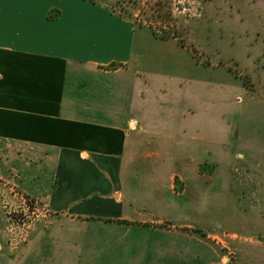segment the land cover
<instances>
[{"label": "crops", "instance_id": "1", "mask_svg": "<svg viewBox=\"0 0 264 264\" xmlns=\"http://www.w3.org/2000/svg\"><path fill=\"white\" fill-rule=\"evenodd\" d=\"M104 1L27 0L0 9V264H212L220 259L214 245L250 246L256 238L250 232L214 241L182 231L189 223L209 227L215 222L206 221L216 218L214 207H200L202 216L192 213L186 194L229 204L235 198L231 179L202 174L207 159L195 164L193 177L182 176L188 144L182 143V105L173 117L149 110L151 102H165L152 86L182 78V62L168 60L162 40ZM230 1L237 9L249 7L252 21L256 14L264 38V0ZM194 128L202 136L191 142L206 143L208 150L218 145L208 137L214 129ZM16 148L18 157L11 153ZM5 165L18 168L25 192L45 201L51 220L40 228L51 237L36 238L34 252L12 253L5 244ZM261 188L258 264H264ZM227 208L222 212L231 215L236 205ZM60 216L67 231L61 240ZM76 223L95 230L91 237L113 253L76 254ZM43 241L48 250L38 252Z\"/></svg>", "mask_w": 264, "mask_h": 264}, {"label": "rangeland", "instance_id": "2", "mask_svg": "<svg viewBox=\"0 0 264 264\" xmlns=\"http://www.w3.org/2000/svg\"><path fill=\"white\" fill-rule=\"evenodd\" d=\"M105 1L116 14L133 20L139 28H146L162 40L163 49L170 52L168 60L182 62V70L179 69L182 78L171 84L152 86L165 102H151L149 108L157 118L162 113L173 117L178 105H182V143H188L186 149H182V176L193 177L198 168L195 164L207 159L210 162L199 167L202 174L217 173L231 179L235 198L228 199L229 204H226L227 209L235 204V213L222 212L225 202L221 205L214 199L195 197L188 192L185 197L193 208L192 213L202 216L200 209L214 207L213 217L217 219L209 218L206 222H215L209 227L189 223L190 228L182 231L209 236L214 241H218L219 235L244 236L250 232L256 238L248 247L214 245L220 259L212 264H258L257 210L264 184L261 181L264 179V38L258 29L256 14L252 11L256 19L250 20L251 13L245 10L249 7L237 9L230 0ZM196 125L199 130L214 129L216 134L208 137H215L218 145L213 144L208 150L206 143L191 142L196 136H202L195 133ZM225 132L227 134H222ZM11 153L18 157V148ZM12 166H6L10 184L7 186L9 198L4 203V241L12 253H30L37 248L36 238L45 241L51 237L49 231L47 234L40 228L51 219L46 213L45 201L19 186L18 168ZM190 185L193 190V182ZM58 221L57 236L60 240L66 239L63 224L66 218L60 216ZM234 222L241 225L238 227ZM92 233L97 232L76 223L72 236L76 254L83 251L97 257L113 253L114 248L98 245V237H91ZM44 241L43 249L38 252H45ZM62 244L56 246L61 249ZM248 253L249 258L244 257Z\"/></svg>", "mask_w": 264, "mask_h": 264}, {"label": "snow or ice", "instance_id": "3", "mask_svg": "<svg viewBox=\"0 0 264 264\" xmlns=\"http://www.w3.org/2000/svg\"><path fill=\"white\" fill-rule=\"evenodd\" d=\"M6 2H11L15 4H24L27 2V0H0V9L3 8ZM0 22H2V15H0Z\"/></svg>", "mask_w": 264, "mask_h": 264}]
</instances>
